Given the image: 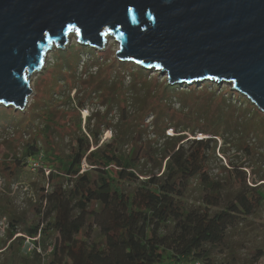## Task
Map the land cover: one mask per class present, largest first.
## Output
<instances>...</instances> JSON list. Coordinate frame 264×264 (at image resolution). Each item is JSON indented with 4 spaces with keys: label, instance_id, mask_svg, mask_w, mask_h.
<instances>
[{
    "label": "trees",
    "instance_id": "1",
    "mask_svg": "<svg viewBox=\"0 0 264 264\" xmlns=\"http://www.w3.org/2000/svg\"><path fill=\"white\" fill-rule=\"evenodd\" d=\"M73 54L61 52L62 66L70 67L68 61L72 60L75 67L78 58ZM126 64L129 63L117 61L121 67ZM135 68L138 73L147 72ZM92 77L91 74L88 79ZM207 86L212 90L206 95H215L217 84L194 83L180 89L179 85L165 81L160 93L162 104L150 107L152 95L148 94L139 101L137 114L132 115L122 107V131L101 145L98 144L102 129L110 126L108 122L99 120L90 129V116L87 132L83 133L79 119V136L74 140L68 160L60 162L57 169L51 165L48 168L51 191L40 196V222L24 231L30 239L39 234V241L32 242L34 248L31 254L25 255L24 264H40L42 257L36 248L43 246L53 233V236L61 234L66 240L59 242L54 238L46 264H158L165 257L180 264L194 261L212 264L210 247L224 239L228 230L264 207V177L261 184L249 186L245 172L232 166L230 184L234 196L225 204L223 185L208 175L209 155L215 151L218 139L225 144L231 135L258 140L264 134V116L246 98L232 91L233 100L239 106L221 96L225 108L216 111L214 122L207 119L208 123L196 131L187 125L174 124L171 98L180 103L182 97L204 91ZM104 106L105 119L111 114L112 104ZM10 109L13 113L10 107H3L2 111ZM148 116L150 120L145 124ZM129 128L133 129L132 143L124 153L119 147ZM148 129L151 142L142 139V132ZM243 149L246 154L250 153L248 146ZM40 151L34 142L24 145L22 156L14 157L15 171L29 170L28 161L40 156ZM55 155L53 150L43 153V164L38 170L41 175L46 162L58 161ZM83 162L88 166L85 171H81ZM145 164L151 165L150 171L144 170ZM4 168L11 169L6 165ZM195 180L206 192L200 206L187 209L184 199ZM213 209L216 211L212 212ZM20 223L23 222L19 217L11 216L10 237ZM23 240L18 238L21 245Z\"/></svg>",
    "mask_w": 264,
    "mask_h": 264
},
{
    "label": "rangeland",
    "instance_id": "2",
    "mask_svg": "<svg viewBox=\"0 0 264 264\" xmlns=\"http://www.w3.org/2000/svg\"><path fill=\"white\" fill-rule=\"evenodd\" d=\"M117 50L118 43L111 36L106 38L101 49H94L78 44L75 36L71 34L63 49L53 45L45 53L43 66L30 77L33 94L28 99L26 108L18 111L19 113H12L11 109L3 113V106L0 105V264H24L25 255L31 254L33 249L27 243L30 238L24 235V231L28 226L40 222V196L45 191H51L47 181L49 175L44 172L41 175L38 170L31 172L27 168L15 171L14 157L22 156L24 145L36 143L41 150V157L43 153L53 150L58 161L46 162L44 167L48 169L53 166L57 169L60 162L68 160L74 140L79 136V119L83 133L87 132V120L90 116V129L99 120L108 122L110 126L105 125L109 127L102 129L98 144L101 145L117 137L120 129L122 131V107L135 115L139 101L148 94L152 95L150 107L155 108L162 104L160 93L166 75L154 69L147 70L144 74L138 73L133 63L129 62L124 67L117 65ZM61 52L76 55L78 61L75 67L72 60L68 61V64L71 63L70 67L62 66ZM67 56L71 57V54ZM91 74L94 77L88 79ZM204 83L218 85L215 95H206V92L212 90L211 86H207L208 89L204 91L182 97L180 103L171 98V107L175 113L174 124L187 125L196 131L206 125L208 120L214 122L216 111L225 108L221 96L239 106L230 93L231 84L210 81L200 84ZM182 86L179 85V88ZM97 87L102 88V91H98ZM199 88L201 87H197ZM78 103L83 104V107ZM105 103H111L112 110L104 119ZM149 120L150 116L145 118L144 123ZM129 129L119 147L124 153L129 151L132 143L133 129ZM148 132L149 129L142 132V139L151 142L152 135ZM191 138L192 136H188V139ZM236 138V135L229 136L225 144L218 139L215 151L208 158V175L211 180L223 185L222 197L225 204L234 196V189L230 184L233 179L232 166L245 172L249 186L254 185L252 183L261 184L264 177V134L258 140L250 136L245 140ZM153 145L151 143V147ZM245 146L249 147V154L245 153ZM4 165L11 168V171L5 169ZM86 165L84 163L83 167L87 168ZM144 170L150 171L151 165L145 164ZM153 172L156 173L157 170ZM204 192L206 191L198 181H192L184 199V206L187 209L200 206ZM214 211L216 209L212 212ZM13 215L19 217L23 223L18 225L16 233L10 237L13 230L9 222ZM53 234L46 240L44 247L40 245V264H46L51 257L54 238L57 237L59 242L66 240L61 234ZM19 237L24 238L22 245L18 241ZM210 249L212 264H264V207L247 221L228 230L224 239L217 241ZM158 264L180 263L165 257Z\"/></svg>",
    "mask_w": 264,
    "mask_h": 264
},
{
    "label": "water",
    "instance_id": "3",
    "mask_svg": "<svg viewBox=\"0 0 264 264\" xmlns=\"http://www.w3.org/2000/svg\"><path fill=\"white\" fill-rule=\"evenodd\" d=\"M118 43L170 85L229 83L264 116V0H0V105L23 111L45 53Z\"/></svg>",
    "mask_w": 264,
    "mask_h": 264
},
{
    "label": "built area",
    "instance_id": "4",
    "mask_svg": "<svg viewBox=\"0 0 264 264\" xmlns=\"http://www.w3.org/2000/svg\"><path fill=\"white\" fill-rule=\"evenodd\" d=\"M41 160H42V157H41V155L40 156H38V157H36L34 160H30V161H28V165H29V169H30V171L31 172H35V171H37V170H39L40 169V167H41ZM85 162H83V164H84ZM83 164H82V170L81 171H85L87 168H88V166H87V168H84L83 167ZM45 170H46V172H45ZM51 171L50 170H48V169H44V173H45V175H49V173H50ZM28 240V244L29 245H31V247H32V249L34 248L33 247V245L32 244H30V241L31 242H33V241H36V242H38L39 241V234L35 237V238H32V239H27ZM37 250H38V252L41 254V249L39 248V247H37L36 248ZM42 255V254H41ZM183 264H204L203 262H200V261H194V262H185V263H183Z\"/></svg>",
    "mask_w": 264,
    "mask_h": 264
}]
</instances>
